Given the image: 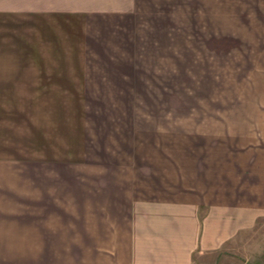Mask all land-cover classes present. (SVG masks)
Listing matches in <instances>:
<instances>
[{
  "label": "crops",
  "instance_id": "crops-1",
  "mask_svg": "<svg viewBox=\"0 0 264 264\" xmlns=\"http://www.w3.org/2000/svg\"><path fill=\"white\" fill-rule=\"evenodd\" d=\"M14 14L36 16L40 41L35 214L22 241L47 249L0 251V264H223L264 227L263 107L223 139L218 112L188 107L181 80L184 106L141 108L188 64L158 71L137 55L155 31L139 25L138 0H0V17ZM28 62L0 69L21 75ZM140 111L169 117L140 123Z\"/></svg>",
  "mask_w": 264,
  "mask_h": 264
},
{
  "label": "rangeland",
  "instance_id": "rangeland-1",
  "mask_svg": "<svg viewBox=\"0 0 264 264\" xmlns=\"http://www.w3.org/2000/svg\"><path fill=\"white\" fill-rule=\"evenodd\" d=\"M138 8L144 17L139 25L154 26L155 31L145 42H137V55L154 60L158 71L175 73L180 61L188 64L183 79L171 78L166 83L170 89L164 93L152 96L145 92L141 108L184 106L179 91L183 81L188 84V107H202L204 116L213 113V108L218 112L215 116L221 118L222 139L230 132L225 129L246 119L252 108L264 110V2L138 0ZM38 43L36 16L0 17V66L29 60L21 75H10V66L0 69V251L47 249V244L22 241L26 209L35 214L30 197H34L31 189L36 178L30 170L36 168L38 154V95L36 67L31 59L38 57ZM189 111L192 123L194 116L192 109ZM137 117L140 123H153L156 120L152 117L169 116L140 111ZM169 123V118L163 119L160 129H171ZM28 229L25 234L31 236L36 227ZM251 237L236 244L226 264H264V227Z\"/></svg>",
  "mask_w": 264,
  "mask_h": 264
}]
</instances>
